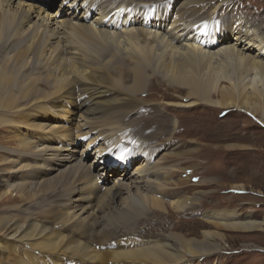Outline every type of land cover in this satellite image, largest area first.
Returning a JSON list of instances; mask_svg holds the SVG:
<instances>
[{
    "label": "bare ground",
    "instance_id": "obj_1",
    "mask_svg": "<svg viewBox=\"0 0 264 264\" xmlns=\"http://www.w3.org/2000/svg\"><path fill=\"white\" fill-rule=\"evenodd\" d=\"M144 1H130L124 6H117L112 0H0V30L12 31L17 34L14 37L18 38V43L15 40L6 42L9 50L13 52L11 62L8 64L9 59L0 61V126L4 122L15 123L18 121L17 118L24 119L32 115V111L45 114L48 111L55 114L60 112L71 114L75 111L77 120L73 127H77V130L73 137L88 140L80 150L59 153L64 151L62 147L59 152H34L28 155L48 162L46 171L55 174L50 177L45 175L46 177L38 182V185L49 188L53 207L58 209L67 206L68 209L66 214L56 215L57 219L43 223L33 221L28 215L23 218L14 217L15 215L0 216V252L5 255L6 262L11 264H200L209 257L214 256L216 259L222 253L224 245L220 242L221 235L213 236L204 231V236L202 235L203 238L200 240L182 239L166 233H161L159 239L151 237L131 239L129 229H123L121 225L129 219L130 214L143 215L156 206H163L156 199L147 198L150 206L146 210L138 198L140 189L147 187L142 186V183L149 185L148 181L143 180L146 172L143 168L147 161L137 163L133 167L134 171L125 174V170L131 166L133 160L141 157H134L129 161L131 160L129 154L135 148V143L122 136V131L125 129L116 125L99 126L102 123L101 117L104 118L116 106H120L121 99L130 100L127 93L123 97L106 100L109 93L115 89L105 82L103 74H95L90 66L84 63L89 58L81 55L75 48L74 40L96 39L99 44L102 41V50L110 53L112 45L121 46L123 42L129 45L132 43L130 40L138 38V33L125 31L137 23H140L141 27L167 30V25L173 19V12L168 9L165 10L164 15H155V18L151 17V20L146 21L141 11L126 10L129 7L136 9L140 5L150 4L146 2L162 4L166 0ZM202 2V0H182L177 7L178 18L170 24L167 38L162 35L159 39V44L174 49V42L184 41L185 56L169 61H166V56L159 57L158 68L178 78L179 85L187 88L178 90L187 91V95L196 103L211 107H237L239 118L243 119L242 114L247 117L251 115L253 118L255 116L257 117L255 123L264 128V88L258 89L256 86L258 81L257 78L255 79L259 76V81L264 85V35H260L251 27L252 21L249 18L240 17L231 27L224 26L227 30L216 28L212 40L206 44V49H202V46L194 42L191 23L185 25L187 18L201 20L200 15L192 14L191 10L199 6L205 8L206 5ZM53 3L56 4L55 11L50 13L48 9H52ZM188 5L195 7L191 10L184 9ZM120 8H124L125 11H116ZM88 12L90 15L86 17ZM209 20L210 17L202 23L208 24ZM228 31L234 33L233 42L225 41V45L211 52L208 47L214 42L217 43L219 37H225ZM156 36L157 34L154 33L152 39ZM25 41L29 44L17 48L20 42ZM157 50V48L153 49L155 59L158 58ZM252 50H256L255 53H251ZM151 56L148 49L141 51V54L137 52L130 54L132 61L127 64V72L136 83L143 81L145 73H149L151 62L154 60ZM110 57L123 61L120 54H111ZM229 72L237 81L231 83ZM251 77H254L253 82L250 81ZM221 78V83L224 79L231 83L228 88H220ZM43 83L44 88L38 87ZM49 95L53 97L56 95L57 98L53 99ZM214 95H217L218 101L212 99ZM47 100L51 102L45 104ZM228 112L231 111H222L220 115L225 116ZM42 117L39 114L35 115V118ZM95 120L101 121L97 125L100 127L98 130H95L93 125H89ZM243 123L250 124L247 118L243 119ZM95 125L94 123V127ZM58 126L60 132L62 128L68 127L63 124ZM175 128L182 129L176 120L173 123V129ZM72 129L70 127V131ZM66 132L64 133L62 129L63 134ZM87 135L91 137L87 138ZM90 144H93L91 148H89ZM110 144L123 154L113 149V152L107 155L106 150L110 148ZM92 151L95 156L91 164L94 165L84 164L83 159ZM259 155L256 154L254 158L262 159ZM121 161L125 162L122 172L111 180L109 173L105 177L106 166L111 168ZM95 162L98 164L96 165ZM56 177L59 178L55 179ZM61 182H66L65 185H68L64 191L55 189ZM125 203H128L126 206L130 211L119 212L112 217L113 210ZM170 205L176 211L184 207L172 201ZM205 217H211L217 226H223L231 231L262 228V223L254 220L231 219L222 223L220 213ZM58 219L62 222L60 223ZM207 222L213 224L210 220ZM100 226L102 231L98 234L96 231ZM107 229L114 230L108 232ZM99 247L103 250H99ZM7 249L14 253L10 258Z\"/></svg>",
    "mask_w": 264,
    "mask_h": 264
},
{
    "label": "rangeland",
    "instance_id": "obj_2",
    "mask_svg": "<svg viewBox=\"0 0 264 264\" xmlns=\"http://www.w3.org/2000/svg\"><path fill=\"white\" fill-rule=\"evenodd\" d=\"M112 1L116 2L117 6L123 4L122 0ZM130 1L145 2L144 0H128L127 2ZM166 1L162 4H166ZM202 1L203 5H206L205 8L199 6L191 10L195 5H188L184 9H190L192 14H199L201 22H205L208 17H210L209 21L217 20L220 23L219 30H227L224 26L231 27L234 23H237L240 17H246L252 21L251 27L255 28L260 35H264V0ZM181 2L182 0H174L170 7L167 6V9L173 12V19L167 25L168 31L170 30V24L178 18L176 9ZM140 6L136 9H134L135 7H129L126 10H138L143 14L144 5ZM55 7L56 4L52 6L51 10L48 9L49 12L53 13ZM156 8L160 12L157 15H164L166 8L158 10V8H161L159 5ZM190 21L191 18H187L185 25L189 24ZM143 27L140 26V23H137L126 29V32L130 30L134 34L138 33V38L135 40L129 39L132 42L129 45L127 42H123L121 46L112 45L110 53L102 50V41L99 44L96 39L74 40L75 48L79 50L81 55L89 58L84 63L90 66L95 74H103L105 82L115 89V91L109 93L106 100L123 97L125 93L130 99L126 101L121 99L120 106H116L104 118L101 117L102 123L101 121L98 122L97 118L89 125H93L92 127L95 130L102 126L108 127L111 125L125 129L122 131V136L129 139L131 143H135V148L129 154L131 158L129 161H132L134 157L141 156L133 160L131 166L125 170V174L128 175L131 171H134L133 167L137 163L147 161L143 168L146 170L143 180L148 181L149 185L145 182L142 183V186L146 185L147 187L140 189L137 194L138 198L146 210L150 206L147 198L156 199L163 206H158L159 208L156 206L143 215L130 214L129 219L121 224L123 229H129L131 239H143L145 237L159 239L161 233H166L176 235V237L182 239L200 240L204 236V231H206L213 236L221 235L222 240L220 242H222L224 248L216 259L214 256L209 257L203 260L204 262L201 261L200 264H214V261L215 264H264V128L255 123L257 117L254 116L253 118V116L247 114L250 118L241 113L243 119L247 118V121L250 122L249 125L242 124L243 119L238 117L237 107H211L196 103L191 96L187 95V91H179V88H187L179 85L180 80L178 78L159 69L158 64L160 63L159 57L166 56V61L181 58V56L184 57V43L186 42H174V49L164 47L161 43L159 44V39L162 35L167 38L166 29L159 28L161 30H158L154 27ZM4 31L0 30V61L9 59V64L13 52L9 50V45L6 42L7 40H15L18 43V38L14 37L17 36L14 32ZM154 33L157 36L152 39ZM233 35L234 33L228 31L225 37H219L217 43L214 42L208 48L211 52L216 51L225 45L227 41L233 42ZM224 38L227 39L224 40ZM25 42H20L17 48L29 44L28 41ZM202 47H205L202 49H206L207 46ZM154 48L158 49L156 51L158 58L156 59L153 53ZM145 49L149 50V54L152 55L151 57L154 60L151 62L149 73H145V79L136 83V80H133L127 72V64L132 61L130 54H136V52L141 54V51H145ZM255 51L252 50L251 53H255ZM111 54L122 55L123 61L118 60L116 57H110ZM228 75L232 79L231 83L237 81L231 72ZM251 78L250 81L253 82L254 77ZM258 78L259 76L255 77L258 83H254L258 89H263L264 85ZM83 79L85 80V78ZM221 81L222 78L219 83ZM247 82L248 80H246ZM231 83L224 79L220 84V88H228ZM38 87L44 88L45 85L43 83ZM45 91L48 92L49 90ZM55 97L57 98L56 95ZM212 99L218 101L217 95H214ZM50 100L52 101V99ZM51 101L47 100L45 104ZM225 110L231 112L221 116L220 113ZM51 112L48 111L46 115L42 112L32 111L31 117L26 116L25 120L17 118L18 121L15 123L4 122L0 126V171H2L0 174V216L15 215L14 217L23 218L28 215L33 218V221L43 223L51 222L56 218V215H63L67 212V206L58 209L55 206L53 207V202L49 196V188L38 185V182L46 176L50 177L55 174L46 171L48 162L28 155L34 152H59L62 147L64 151L59 153H68L69 151L82 149L87 142L77 144L76 140L79 137H73L77 130V127H73L76 125L77 120L75 111L71 114L62 112L63 115L61 112L59 114ZM36 114L43 117L35 118ZM108 120L110 121L108 122ZM175 120L182 126V129H173ZM94 123L96 124L95 127ZM62 124L65 127L68 126L66 127L67 132L66 129L62 128L66 134L62 133V129L61 132L58 129V125ZM70 127L73 128L72 131H70ZM55 131L60 133L57 134ZM61 135L64 139L61 138ZM113 149L123 154L111 144L110 148L106 150V154L113 152ZM256 154H260L259 156L262 159L254 158ZM94 156L95 153L92 151L87 158L83 159V163L86 165L91 164ZM93 165L94 163L91 164V166ZM116 167V171L113 169V165L106 171V174H110V180L124 169L123 166L122 168L121 166L119 168L118 165ZM65 183H58L55 189L64 191L68 188ZM234 190L244 192H234ZM195 198H198V200H194ZM189 200L193 201L186 202ZM171 201L184 207L177 209V211L173 210L170 205ZM126 204L128 203L114 209L112 217L119 212H129L130 208ZM219 213L222 217V223L231 219L238 221L254 220L262 223V228L250 231H231L223 226H217L214 223L215 220L211 217H205V215L211 214L212 216ZM207 219L212 221L213 224L208 223ZM113 230L107 229L106 231ZM101 231L100 226L96 232L100 234ZM124 239L128 240V238ZM98 249L103 250L100 247ZM7 250V255L10 258V255L14 253L10 252L9 249ZM17 252L21 253L20 250H17ZM0 260V264H11L6 262L3 252H0Z\"/></svg>",
    "mask_w": 264,
    "mask_h": 264
}]
</instances>
